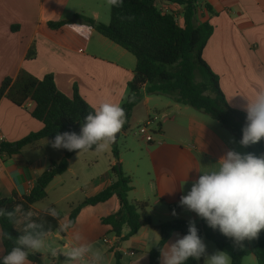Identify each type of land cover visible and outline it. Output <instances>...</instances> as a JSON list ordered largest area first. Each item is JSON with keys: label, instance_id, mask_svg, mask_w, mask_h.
Instances as JSON below:
<instances>
[{"label": "crops", "instance_id": "0c3cea01", "mask_svg": "<svg viewBox=\"0 0 264 264\" xmlns=\"http://www.w3.org/2000/svg\"><path fill=\"white\" fill-rule=\"evenodd\" d=\"M101 2L0 0V86L5 78H15L24 70L38 79L52 74L57 88L68 97H72L76 87L91 107L105 101L122 103L134 76L135 57L92 27L90 38H82L71 26L87 25L80 20L60 31L48 27L49 22L69 20L75 14L85 16L86 10H90L88 18L99 22L96 5ZM157 6L163 12H173L178 25L184 27L180 5L162 1ZM198 19L213 27L203 51L204 61L219 77L228 105L246 114L248 99L264 91V0H201ZM33 45L36 56L27 59ZM33 107L31 102L17 107L6 98L1 99L0 132L6 143H16L43 128L30 114ZM139 108H142L143 124L157 118L153 141L146 142L150 148L131 146L128 150L131 154H119L118 158L113 154L114 148L102 157L95 151H75L67 170L48 185L47 197L32 209L41 213L55 208L62 213L59 225L65 223L70 220L73 207L114 181L110 168L119 165L133 179L129 198L149 205L151 226L121 241L112 227L102 222L119 210L116 196L95 206H85L67 232L60 230L44 237L45 248L38 252L42 264H67L58 262L57 256H64L62 251L75 245L77 235L93 249L103 252L105 264H115L117 253L121 255L120 264H148L149 252L156 247L154 241H160L158 225L181 219L195 220L196 225L201 221L194 212L183 207L181 212H172L168 206L179 205L181 196L187 194L200 172L215 169L218 160L228 150L235 149L222 134L220 127L223 126L167 95L149 96L144 92L130 122L135 120ZM51 141L41 139L17 154L0 156V198L28 195L37 178L49 170L53 162L62 159L63 149H54ZM127 232L125 227L122 236ZM175 234L167 242L174 240ZM105 239L109 242L105 243ZM204 241L208 253L215 252L209 241ZM52 249L60 251L54 256ZM3 253L0 241V257ZM200 260L205 264L203 257ZM247 264H257L255 257Z\"/></svg>", "mask_w": 264, "mask_h": 264}, {"label": "trees", "instance_id": "16d2710c", "mask_svg": "<svg viewBox=\"0 0 264 264\" xmlns=\"http://www.w3.org/2000/svg\"><path fill=\"white\" fill-rule=\"evenodd\" d=\"M162 1L176 3L183 8L184 27L178 25L174 13L163 12L157 6V3ZM200 1L123 0V4L119 7L110 6L109 24L96 22L82 14H75L69 20L49 22L48 27L53 31H60L66 25L80 20L135 57L134 76L127 85L128 93L121 103L126 110V123L121 133L130 128L133 111L141 102L145 92L149 96H170L180 105L205 113L240 141L242 128L246 123V114L228 105L219 85V77L203 59V51L213 34V27L208 22H199ZM208 9L210 10L209 7ZM35 56L36 50L33 45L26 58L34 59ZM3 98L17 107H24L31 102L34 107L30 114L42 123L43 128L16 143L0 144V156L17 154L24 147L33 145L41 139L53 140L57 132L79 134L84 117L93 110L76 87L72 97H68L57 88L52 74L38 79L24 70H21L15 78L7 77L2 81L0 101ZM245 148L247 152L260 156L264 153V139ZM63 152L62 159L53 162L50 169L37 178L35 186L28 195L0 198V209L15 212L13 221L0 217L1 230L10 233L13 238L21 235L26 224L25 216L31 213V219L43 225L45 236L60 231L59 222L62 213L57 211L59 216L53 218L47 211L33 212L32 206L47 197L48 185L56 176L67 170L69 160L75 151L63 149ZM113 154L118 158L116 148ZM110 172L114 181L101 192L85 198L73 207L70 221L73 225L83 207L95 206L116 196L120 204L119 210L103 218L102 222L110 225L115 236L125 241L136 235L141 228L151 226L149 205L129 198L133 190V179L124 173L119 165L111 166ZM168 207L172 212L182 211V207L177 204ZM188 222L181 219L158 225L157 229L161 237L159 246L164 248L174 233L187 234ZM196 226L203 239L215 244L218 250L229 253L230 264H242L248 255H253L257 264H264V231H261L258 239L251 240L250 248L247 249V240L243 242L242 247L238 246L218 230L208 227L203 219ZM125 227L128 232L123 237ZM2 243L3 255H6L14 246V239H3ZM120 259L121 255L117 253L115 264H120ZM28 260L34 264H42L38 252H30ZM57 261H66V258L58 255ZM148 264H160L159 247L156 246L149 252ZM186 264H201V260L190 259Z\"/></svg>", "mask_w": 264, "mask_h": 264}, {"label": "clouds", "instance_id": "9594fccd", "mask_svg": "<svg viewBox=\"0 0 264 264\" xmlns=\"http://www.w3.org/2000/svg\"><path fill=\"white\" fill-rule=\"evenodd\" d=\"M122 4L123 0H108L109 6L119 7ZM71 26L82 38H90V26ZM248 101L245 107L246 123L239 141L243 147L264 139V91ZM92 108L84 117L79 134L57 132L51 146L78 153L92 150L102 154L110 150L126 123V110L121 103L109 101ZM217 165L211 171L200 172L187 194L181 196L179 205L194 212L206 221L208 227L218 230L242 247L245 240L258 239L261 231H264V155L230 149ZM47 212L53 218L59 216L55 208H49ZM0 217L13 221L15 212L0 209ZM25 220L23 233L15 238L0 230V241L14 239V246L0 257V264H30L29 253H37L45 248L43 225L32 220L31 213L26 214ZM70 228V220L60 225L61 231L67 232ZM75 240L74 246L62 251L67 264H105L101 250L93 249L79 235ZM153 245L159 247L160 264H186L190 259L200 260L202 257L205 264H230L231 260L227 251L208 253L195 220H189L187 234L181 236L176 233L175 239L167 242L166 248H161L158 241H154ZM58 251L52 249V255H57Z\"/></svg>", "mask_w": 264, "mask_h": 264}, {"label": "rangeland", "instance_id": "374dc122", "mask_svg": "<svg viewBox=\"0 0 264 264\" xmlns=\"http://www.w3.org/2000/svg\"><path fill=\"white\" fill-rule=\"evenodd\" d=\"M96 9L99 12L100 18L99 22L103 24H109L110 22V6L108 5V0H102V2L98 5H96ZM90 10H86L84 13L85 16L91 17V14L89 12ZM65 17H69L68 14H65ZM128 93V92H127ZM127 96V94H126ZM142 108L137 109L136 115H135V120L130 122V128L126 131L120 134V136L116 139L115 143L112 144L111 149L116 148L118 151V155L121 154L124 156L125 154H131L128 153V150L131 148V146H134L136 148L138 147H144L147 146V143L144 139V137L139 133L140 128H142L145 123L143 124L142 120ZM154 118V117H153ZM154 127V126H153ZM222 130V134H224V137L233 145V147L238 151L242 153H247L246 148L241 146L239 143V140L235 137L233 133L225 129L224 127H220ZM150 148V147H148ZM107 152L98 154L99 156H105ZM94 154V153H93ZM95 154H97L95 152ZM129 156V155H127ZM73 182L72 179H70L69 183L71 184ZM52 198V196H51ZM206 240V239H205ZM208 241V240H207ZM248 243V248H250L251 241L247 240ZM210 246L214 248L215 251H217V247L215 244L209 241ZM253 255H248L244 258L245 264L247 262H251ZM231 263V261H230Z\"/></svg>", "mask_w": 264, "mask_h": 264}, {"label": "built area", "instance_id": "2783aa9c", "mask_svg": "<svg viewBox=\"0 0 264 264\" xmlns=\"http://www.w3.org/2000/svg\"><path fill=\"white\" fill-rule=\"evenodd\" d=\"M173 13V12H172ZM175 15V14H174ZM176 16V15H175ZM177 19V17H176ZM156 120L157 118L154 117V118H150L146 121L145 125L140 128V131L139 133L144 137L145 141L147 143H150L153 141V126L155 125L156 123ZM4 137L2 136L1 132H0V144L4 143ZM105 243H108L109 241L108 240H104Z\"/></svg>", "mask_w": 264, "mask_h": 264}, {"label": "water", "instance_id": "95a60500", "mask_svg": "<svg viewBox=\"0 0 264 264\" xmlns=\"http://www.w3.org/2000/svg\"><path fill=\"white\" fill-rule=\"evenodd\" d=\"M121 132L118 134L117 138L120 136Z\"/></svg>", "mask_w": 264, "mask_h": 264}]
</instances>
